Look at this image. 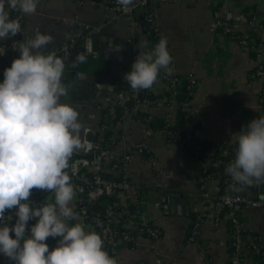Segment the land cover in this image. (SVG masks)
Returning <instances> with one entry per match:
<instances>
[{"label":"crops","instance_id":"1","mask_svg":"<svg viewBox=\"0 0 264 264\" xmlns=\"http://www.w3.org/2000/svg\"><path fill=\"white\" fill-rule=\"evenodd\" d=\"M221 9L222 15L234 25V31L241 34L235 39L212 28L210 0L164 1L158 6L153 23L167 38L168 51L173 57V73L180 77L189 76L193 81L187 111L191 120L198 124L197 134L208 140L214 150L226 154L232 145L237 144V133L242 128L246 129L252 119L264 116V104L258 101L262 80L247 76L256 68L257 62L264 63V27L261 24L264 0H226ZM37 32L53 37V42L41 49L45 53H56L61 44L78 38L81 40L78 45H82L86 66L78 64L81 70L92 73L97 87L90 91L86 88L88 84L82 83V90L74 87L71 95L64 86L63 82L69 76V56L78 52V45L75 49L73 46L64 62L61 81L67 94L60 97V102L70 104L79 113L82 142L85 128L98 131L101 116H110L102 108L113 102L118 81L130 70L139 51H151L150 45L139 25H132L127 16L117 14L115 9L108 8L99 0H39L34 15H23L19 44L34 38ZM252 35L260 41L259 58L239 42L241 37L254 42ZM14 39L10 36L0 40V59L4 69L10 65L9 47ZM108 79H111L110 83ZM101 83L105 87H101ZM110 85L112 92L108 89ZM166 89L159 75L157 82L145 90L154 95L147 108L152 115L172 117L173 106L167 104L163 96ZM132 92L136 94L140 90L132 89ZM106 120V125H111L113 132L101 169L137 185L136 190L113 194L121 211L108 215L110 222L124 226L126 235L135 237L133 241L122 237L116 240L113 258L117 264L226 263L230 255L226 217L219 221L212 217L203 218L195 237L189 239L192 217L188 212L198 214L204 207L213 206L218 192L217 177L204 179L203 163L188 158L180 142L166 139L159 131H146L142 121L127 116L112 125L110 118ZM141 143L146 144L147 153L133 152L129 162L118 168L114 166L113 160ZM236 192L250 200L264 202V183ZM163 197L168 205L167 213L163 209ZM48 200L54 203L53 192H49ZM100 203L105 208L109 206L106 199ZM178 205L181 206L180 214ZM238 210L245 239H252L253 235L262 237L256 246L263 247L264 204L246 205ZM79 220L80 217L69 223ZM148 223L158 229L157 236L149 237L136 230L138 225ZM85 230L94 228L86 225ZM58 240L59 237L46 240L49 250L57 245ZM1 260L2 254L0 264ZM241 264H254L253 255H245Z\"/></svg>","mask_w":264,"mask_h":264},{"label":"clouds","instance_id":"2","mask_svg":"<svg viewBox=\"0 0 264 264\" xmlns=\"http://www.w3.org/2000/svg\"><path fill=\"white\" fill-rule=\"evenodd\" d=\"M118 3L128 8L133 0ZM38 4L0 0V40L22 33L19 18H10L8 9L34 15ZM52 42L51 35L39 32L21 42L18 58L4 69L0 82V254L12 264H117L99 233L86 231L81 222L69 223L78 220V213L66 170L82 142L79 113L60 102L67 94L61 81L64 61L41 51ZM167 45L162 36L151 51H139L123 77L131 89L151 88L161 71L171 75L173 57ZM236 143L235 158L225 168L233 189L264 183V116L249 121ZM33 189L53 192L54 203L34 206L29 199ZM13 209L16 219L9 226L5 213ZM31 220L36 222L29 228ZM49 237H59L52 250Z\"/></svg>","mask_w":264,"mask_h":264},{"label":"built area","instance_id":"3","mask_svg":"<svg viewBox=\"0 0 264 264\" xmlns=\"http://www.w3.org/2000/svg\"><path fill=\"white\" fill-rule=\"evenodd\" d=\"M148 0H135L132 5H129L128 8H124L120 5L119 11L116 10L115 7H108L113 8L116 10L117 14L127 16L130 23L132 25H137L136 19L134 18L135 13L147 2ZM164 1H171V0H158V3H162ZM212 7H213V21L211 23V26L214 30H219L220 32L228 35L231 37V32L234 31V25L230 24L228 20L222 15L221 12V4L225 2L226 0H210ZM13 15L14 18H19L21 29L23 25V14L19 12L18 10H12L8 9ZM156 17L155 15L151 16L150 19L152 21V24L154 26L157 25L153 23V20ZM159 30V29H158ZM19 35L20 33L16 34L14 36V43L11 44L9 49H11V55H10V65L13 59L18 58L19 51L17 49V46L19 44ZM159 41V39H158ZM157 41V42H158ZM239 42L241 45H243L245 48H247L250 52L255 53L254 57L259 58V46L260 44H254L253 41L248 40L245 37L239 38ZM75 41L70 40L66 43L61 44L57 50L55 51L56 54H59V57L62 60H66L69 51L74 46ZM2 46V45H1ZM1 65H3L1 59H0V75L3 76L4 68H1ZM173 69V63L171 65ZM173 71L171 75L166 76V88H175L176 80L173 78ZM251 79H257L260 78L262 80V84L260 86L259 94H258V101L260 104H264V63L257 62V66L255 70L252 73H249L247 75ZM3 80L0 79V82ZM128 94L126 90H119L112 103H110L108 112L106 114L111 115L113 112V103L123 104V102L126 100ZM136 94L133 93V97H135ZM170 102L167 104H171L173 106L174 104V93L170 94ZM149 105V101L146 98H143L142 100H139L136 102V104L129 110V114H135L137 111H146ZM126 111V109H125ZM167 120H171L172 118L167 115ZM169 118V119H168ZM106 130V125H102L98 129V139L94 140V131L85 128L83 131V141H82V148L80 151H77L80 154H85L88 152H94V150L101 145L100 153L96 156H94L92 159L80 157V158H74L71 157L68 161L69 167L66 170L67 174L71 177V183L76 190V207L74 211L78 213V217H80L79 222L86 225L93 226L94 230L99 233L102 236V239L104 240V245H107V248L105 249L108 251L109 255L113 257L114 250H115V243L116 240L119 238L118 234L115 232V229H113L109 224L111 223L109 219H102L98 215H92L91 217L86 216L85 213V205L86 203L90 202L91 200L98 198L101 194H114L117 191H122L124 193H128L132 190H136L137 185L135 183L130 182L129 180L125 179L124 177H120V179H111L108 176H105L102 173V165L104 163L103 155L107 153V148L110 145L111 139L108 138L107 141H105V144L103 145V139H104V131ZM88 132L93 133V139L92 141L86 140L85 136ZM166 135V133H163ZM166 137V136H165ZM168 137H172V134L169 133ZM167 139V138H166ZM180 142V141H178ZM181 143V142H180ZM148 152L146 149V144L141 143L137 147L133 149H129L127 152H124L121 155L120 161L118 160L117 163L114 164L115 167H121L125 162L129 161L132 158V153H144ZM150 158V157H149ZM199 161V160H198ZM203 164H206L208 161V158H204V160L200 161ZM213 166L217 165V162L211 163ZM228 164H225L224 170ZM231 178L224 181L223 189L219 195H217L216 201L213 203V206L211 208H208V206L204 207L202 212L196 214L194 217L191 218V223L189 227V239H193L197 233V228L200 222L205 217H212L214 221H219L222 217H226L230 223L232 224V229L230 230L229 236L231 237L230 242V255L226 263L224 264H241L242 259L245 255H253L259 247H257V243L261 242V238H257L255 241H253L250 238H246V234L244 233V229L242 226V223L240 219L235 215V210H238L239 207L246 206V205H252V206H260L264 204L261 200H250L248 198H245L244 196L240 195L236 190L233 189ZM48 194L49 192L39 189H33L30 201L33 203L34 206L38 207L41 203H51L48 200ZM206 196L205 194H203ZM79 205V206H78ZM226 208L225 213L223 216H221L220 213H222V209ZM106 213L108 215L114 214L113 208L111 206H108L106 208ZM6 220L4 222H7L9 226L14 224L15 222V210H11L5 213ZM8 217H12L11 220H8ZM33 222V223H32ZM36 221L31 220L28 222L29 228L31 225H33ZM99 222V223H98ZM113 224V223H111ZM136 230L139 233H143V231H146L147 236L154 237L158 234V229L154 227L153 225H138ZM243 232V233H242ZM26 234H28V230H26ZM10 235H13L10 233ZM120 237L128 240L133 241L135 237L127 236L126 233H121ZM248 242V243H246ZM1 264H12L11 261H9L6 257L2 255ZM205 264H210L209 262H206Z\"/></svg>","mask_w":264,"mask_h":264},{"label":"trees","instance_id":"4","mask_svg":"<svg viewBox=\"0 0 264 264\" xmlns=\"http://www.w3.org/2000/svg\"><path fill=\"white\" fill-rule=\"evenodd\" d=\"M135 0H133L134 2ZM160 3H158V0H148L134 15V18L136 19L137 25L141 27V29L144 32V35L146 36V40L150 45V49L157 43L158 39H160L164 35L158 30V27L154 26L152 24V21L150 17L155 15L157 12L158 6ZM106 6L108 7H115L117 11H119L120 4L118 3V0H109V3H106ZM9 16L12 19L14 18V15L9 11ZM261 24L264 27V20H261ZM231 38L235 39V37L240 36L239 32H231ZM254 37V35H252ZM248 39V38H247ZM81 43L80 38L75 40V47ZM259 38L257 36L254 37V44H259ZM71 49V50H73ZM251 54L255 56V53ZM255 70V69H254ZM253 70V71H254ZM252 71V72H253ZM128 72V71H126ZM125 72V73H126ZM250 72V73H252ZM124 73V74H125ZM123 74V77H124ZM249 74V73H247ZM166 76L163 71L160 73L161 79L166 84ZM3 76L0 78L3 80ZM173 78L176 80L175 88H168L165 91V94L163 95L165 98V102L169 103L170 101V94L174 93V104H173V115L172 119L167 120V116H155L149 113L148 111H137L135 114H129V110L136 104L137 101L142 100L143 98L148 99L149 104L154 99V95L146 92L145 90H140V92L136 93L135 97L129 98L127 96L126 100L123 102V104L113 103V113L110 116H104L102 115L99 121V127L102 125H106L107 120L106 118H110V124L115 125L119 122H121L125 117L130 116L133 118H136L140 121H142L145 125V130L153 133V132H161L166 133V138L170 141H180L182 150L184 154L191 159H194L196 161H203L204 158H208V161L206 164H203L205 167V171L203 174V178H210L213 176H216L218 179V192L217 195H219L223 189L224 181L228 180L230 177L225 173L224 167L225 164H229L232 160L235 158V150L237 147V144L232 145L226 154L220 153L216 150H214L212 144L197 134L198 124L196 122H193L188 114L187 111V103L191 98L192 94V84L193 81L191 77H180L177 74H173ZM126 90L127 89V82L124 80V78L120 79L118 81V88L116 90V93L119 90ZM109 105L102 108V110L105 112L108 110ZM126 109V111H125ZM111 125H106V130L104 131V139H103V145L105 144V141H107L108 138L112 136V130ZM169 133L172 134V137H168ZM117 137V136H116ZM115 137V139H116ZM98 139V131H95L94 133V140L96 141ZM109 147V146H108ZM147 153V152H145ZM103 160H105V156L103 157ZM114 163H117V159L113 160ZM112 161V162H113ZM217 162V165L213 166L212 162ZM110 165V163H109ZM102 173L105 176L110 177L111 179H120L122 176H113L110 173L103 172ZM233 184L234 182L231 181ZM251 188H256L257 184H254L252 186H249ZM216 195V197H217ZM214 198L213 203L216 201L217 198ZM106 199L108 202V205L111 206L114 210V212L121 211V207L117 205L114 201L113 194H101L98 198H95L91 200L90 202L86 203L85 205V213L86 216L91 217L92 215H98L102 219H109L108 214L106 213V208L102 206L100 203L101 200ZM79 206V205H78ZM226 208L222 209L221 216L224 215ZM188 215L191 217H194L196 213L188 212ZM235 215L240 219L239 210H235ZM33 223V222H32ZM113 229H115V232L118 234V237H120L121 233H126V229L124 226L120 224H109ZM148 226L152 225L151 223L146 224ZM227 228L228 233H230V230L232 229V224L230 221H227ZM134 232V231H132ZM243 233V232H242ZM143 234L147 235L146 231H143ZM252 239L258 238V236L253 235L251 237ZM255 241V240H253ZM230 242L231 237L228 238V245L230 248ZM248 243V242H246ZM104 248H107V245H104ZM108 252V251H107ZM231 252V249H230ZM253 260L254 264H264V246L259 247L257 251L253 254Z\"/></svg>","mask_w":264,"mask_h":264},{"label":"water","instance_id":"5","mask_svg":"<svg viewBox=\"0 0 264 264\" xmlns=\"http://www.w3.org/2000/svg\"><path fill=\"white\" fill-rule=\"evenodd\" d=\"M99 1H103L104 3H109V0H99ZM76 51H78V52H74L73 54H71L69 56V61H71L69 63V65H68L69 76L66 77V79L63 82L64 83V86L66 87V89L69 92H71V95L74 92V87H78V90L79 91L82 90V88H83V87H81L82 86V83H87L88 85L86 86V88L89 89L90 91H94L96 89L95 87H97V85H96L97 83H95L93 81V75H92V73H86L85 71L81 70L80 69V66L78 64V62H79L80 64H83L84 66H86L85 58H84V56H82V52H83L82 51V45H78L76 47ZM64 62H66V60ZM94 67H96V66H94ZM1 68H4V65H1ZM0 78H1V75H0ZM110 80L111 79H108V82L109 83H110ZM111 86L112 85H110L108 87V89H109L110 92L113 91V88ZM101 87H105V86L102 84ZM115 87H117V84L115 85ZM127 94H128V97L129 98H132L133 97L132 89L129 87L128 84H127ZM85 138L88 141H92V139H93V133L92 132H88L86 134ZM100 150H101V145H99L94 150V152H88V153H85V154H80L77 151H74V153L72 154L71 157H74V158L84 157V158L92 159L94 156H96V155H98L100 153ZM162 200L164 202L163 209H165V213H167L168 205L165 202L166 201L165 197H163ZM177 210H178V212L180 214V212H181V206L180 205H178Z\"/></svg>","mask_w":264,"mask_h":264},{"label":"rangeland","instance_id":"6","mask_svg":"<svg viewBox=\"0 0 264 264\" xmlns=\"http://www.w3.org/2000/svg\"><path fill=\"white\" fill-rule=\"evenodd\" d=\"M106 155H107V153H105L103 156H106ZM120 157H121V156H120ZM120 157L117 159V161H118V160L120 161V159H121ZM131 159H132V158H131ZM129 161H130V160H129ZM129 161H127V162H129ZM127 162H125V163H127Z\"/></svg>","mask_w":264,"mask_h":264}]
</instances>
